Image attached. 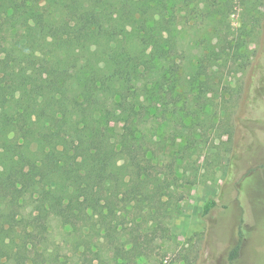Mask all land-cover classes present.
Returning a JSON list of instances; mask_svg holds the SVG:
<instances>
[{
	"label": "trees",
	"instance_id": "16d2710c",
	"mask_svg": "<svg viewBox=\"0 0 264 264\" xmlns=\"http://www.w3.org/2000/svg\"><path fill=\"white\" fill-rule=\"evenodd\" d=\"M174 12L173 0H0V264H43L48 250L33 240L54 225L102 261L122 235L123 210L138 226L143 203L128 188H168L153 183L147 118L165 95L183 114L201 108L211 84L210 72L185 74ZM213 207L209 198L202 215Z\"/></svg>",
	"mask_w": 264,
	"mask_h": 264
},
{
	"label": "rangeland",
	"instance_id": "374dc122",
	"mask_svg": "<svg viewBox=\"0 0 264 264\" xmlns=\"http://www.w3.org/2000/svg\"><path fill=\"white\" fill-rule=\"evenodd\" d=\"M200 1L183 9V0H173V49L186 52L185 74L210 72L208 94L188 114L175 94L165 95L143 133L153 139V183L168 188L156 196L139 182L128 188L143 203L138 226L123 210L122 235L103 248L102 261L54 225L33 240L48 250L43 264H264V0ZM187 101L195 105L192 93ZM112 131L120 135L122 124ZM209 198L214 207L203 216ZM240 234L239 256L229 262ZM118 243L123 252L116 254Z\"/></svg>",
	"mask_w": 264,
	"mask_h": 264
}]
</instances>
